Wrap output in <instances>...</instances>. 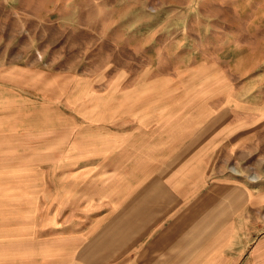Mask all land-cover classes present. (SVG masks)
<instances>
[{"label":"crops","instance_id":"obj_1","mask_svg":"<svg viewBox=\"0 0 264 264\" xmlns=\"http://www.w3.org/2000/svg\"><path fill=\"white\" fill-rule=\"evenodd\" d=\"M152 71H135L120 96L111 86L106 112L101 92L73 106L27 68L0 66V143L61 138L76 153L61 179L79 201L64 213L77 220L64 227L61 261L43 264H264V189L225 163L260 131L239 127L231 103L214 111L207 81L188 101L199 111H169L181 97Z\"/></svg>","mask_w":264,"mask_h":264},{"label":"rangeland","instance_id":"obj_2","mask_svg":"<svg viewBox=\"0 0 264 264\" xmlns=\"http://www.w3.org/2000/svg\"><path fill=\"white\" fill-rule=\"evenodd\" d=\"M14 64L73 106L101 92L106 112L110 87L122 95L137 70L165 77L166 96L181 97L169 111H199L188 101L207 81L214 111L231 103L239 127L260 131L225 163L264 189V0H0V66ZM202 64L207 73L192 70ZM69 158L61 138L0 143V264L61 261L64 227L77 220L64 212L79 204L62 192ZM262 230L264 243V201Z\"/></svg>","mask_w":264,"mask_h":264}]
</instances>
